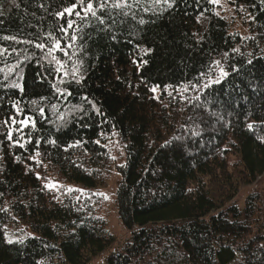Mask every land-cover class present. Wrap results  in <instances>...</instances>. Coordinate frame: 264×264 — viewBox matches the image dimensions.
Instances as JSON below:
<instances>
[{
  "label": "trees",
  "instance_id": "obj_1",
  "mask_svg": "<svg viewBox=\"0 0 264 264\" xmlns=\"http://www.w3.org/2000/svg\"><path fill=\"white\" fill-rule=\"evenodd\" d=\"M226 1L0 0V264L111 246V170L106 264H264V201L236 204L264 174V0Z\"/></svg>",
  "mask_w": 264,
  "mask_h": 264
},
{
  "label": "rangeland",
  "instance_id": "obj_2",
  "mask_svg": "<svg viewBox=\"0 0 264 264\" xmlns=\"http://www.w3.org/2000/svg\"><path fill=\"white\" fill-rule=\"evenodd\" d=\"M214 3L218 7V13H221L223 16L227 17L232 15L231 6L228 5L226 0H214ZM234 28L237 30L240 29L242 37L248 36L247 32H245V29L240 25L239 21H236ZM112 152L114 155L115 151L113 149ZM48 178H50L48 188L51 190H57L65 186L67 188H74L73 186H69L68 184L56 180L52 176H48ZM120 179V175L115 170H111L106 183L103 186L92 190L94 194H97L100 198H102V202L104 201L100 206L99 215L105 220L106 228L111 234L114 235L115 241L106 250L94 257L88 264H106L107 257L111 253L117 252L130 238L131 231L127 230L122 223L115 202L116 187ZM251 194H260L261 202H259L257 206L261 208L262 201H264V174L259 176L253 184L239 188L236 195V204L240 210L244 209L245 202ZM32 235L33 234L31 231L21 223L11 224L5 230V237L9 242L21 241Z\"/></svg>",
  "mask_w": 264,
  "mask_h": 264
},
{
  "label": "snow or ice",
  "instance_id": "obj_3",
  "mask_svg": "<svg viewBox=\"0 0 264 264\" xmlns=\"http://www.w3.org/2000/svg\"><path fill=\"white\" fill-rule=\"evenodd\" d=\"M92 7H93L92 4H88V10L92 9ZM66 11L70 13V12H72V9L69 8V9H66ZM60 15H62V14H60ZM6 39H8V38L6 37ZM39 47H43V46L40 45ZM56 47L59 48V44H57ZM249 127H251V125H249Z\"/></svg>",
  "mask_w": 264,
  "mask_h": 264
}]
</instances>
